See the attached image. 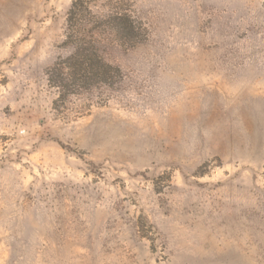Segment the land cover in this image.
Listing matches in <instances>:
<instances>
[{"label": "rangeland", "instance_id": "374dc122", "mask_svg": "<svg viewBox=\"0 0 264 264\" xmlns=\"http://www.w3.org/2000/svg\"><path fill=\"white\" fill-rule=\"evenodd\" d=\"M71 1L0 0V264H264V0Z\"/></svg>", "mask_w": 264, "mask_h": 264}, {"label": "trees", "instance_id": "16d2710c", "mask_svg": "<svg viewBox=\"0 0 264 264\" xmlns=\"http://www.w3.org/2000/svg\"><path fill=\"white\" fill-rule=\"evenodd\" d=\"M88 7L85 0H72L69 8L70 18L75 17L79 9H88ZM107 17H111L114 23L111 26L112 31L115 33L124 31L125 34L130 35L125 38V41L137 42L135 37L142 32V29L130 16L115 13L107 15ZM79 29L82 28L79 27ZM88 36L66 35L64 41L71 46L72 50L63 61L54 65L53 69L57 70V78L54 79V82L58 88H63L70 82L80 84L90 80L98 84H105L108 81L106 75H109L115 83L122 79L119 67L107 63L100 55V40L93 33Z\"/></svg>", "mask_w": 264, "mask_h": 264}]
</instances>
